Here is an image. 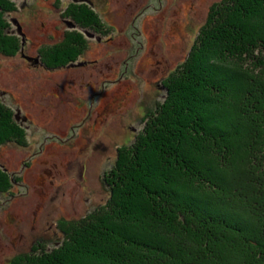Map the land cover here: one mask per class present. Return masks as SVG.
Returning <instances> with one entry per match:
<instances>
[{"label": "trees", "instance_id": "obj_1", "mask_svg": "<svg viewBox=\"0 0 264 264\" xmlns=\"http://www.w3.org/2000/svg\"><path fill=\"white\" fill-rule=\"evenodd\" d=\"M15 12L0 0V55L22 48L8 19ZM64 17L79 30L40 49L48 69L86 54L80 29L107 27L83 2ZM163 86L164 99L104 175L107 202L60 221L59 245L39 242L11 264H264V0L216 2ZM10 143L26 146V130L0 98V146ZM18 182L0 166V194Z\"/></svg>", "mask_w": 264, "mask_h": 264}, {"label": "rangeland", "instance_id": "obj_2", "mask_svg": "<svg viewBox=\"0 0 264 264\" xmlns=\"http://www.w3.org/2000/svg\"><path fill=\"white\" fill-rule=\"evenodd\" d=\"M12 1L17 12L8 19L22 48L0 55V98L26 130V146H0V166L19 180L0 194V264H11L39 242L49 249L59 245L60 221L80 220L107 202L103 178L118 150L140 134L165 97L164 80L187 59L221 0ZM79 2L94 9L108 31L80 29L90 47L75 64L48 69L28 59L79 30L64 17ZM147 57L152 61L144 68ZM104 101L108 108L99 122ZM18 111L26 121L17 119Z\"/></svg>", "mask_w": 264, "mask_h": 264}, {"label": "bare ground", "instance_id": "obj_3", "mask_svg": "<svg viewBox=\"0 0 264 264\" xmlns=\"http://www.w3.org/2000/svg\"><path fill=\"white\" fill-rule=\"evenodd\" d=\"M171 31L174 32V31H176V29H173L172 28ZM151 61H152V58H149V57L145 58V60H143L142 67H144V68L148 67ZM110 98H113V96H110ZM106 102L107 101H104L103 104H102V106H101V108L99 109V116H98V121L99 122L102 121L103 115L107 112V108L108 107L106 108V106H108V105H106Z\"/></svg>", "mask_w": 264, "mask_h": 264}, {"label": "water", "instance_id": "obj_4", "mask_svg": "<svg viewBox=\"0 0 264 264\" xmlns=\"http://www.w3.org/2000/svg\"><path fill=\"white\" fill-rule=\"evenodd\" d=\"M13 23H14L15 25H17V27H18V29H19L18 31L22 34V33H23V29H22L21 25L19 24L18 20L15 19V20L13 21ZM72 27H75L74 24L72 25ZM87 35H88L89 37H93V36H94L93 34H90L89 32H87ZM24 43H25V39H24ZM28 59H30V60H34L35 63H39V59H38V58H28ZM19 114H20V112L18 111V113L16 114V117H17L18 120L20 119ZM23 121H26V119H23Z\"/></svg>", "mask_w": 264, "mask_h": 264}, {"label": "flooded vegetation", "instance_id": "obj_5", "mask_svg": "<svg viewBox=\"0 0 264 264\" xmlns=\"http://www.w3.org/2000/svg\"><path fill=\"white\" fill-rule=\"evenodd\" d=\"M40 66H41V64H40ZM19 117H20L21 120H22L23 118H26V117H22V116H20V115H19Z\"/></svg>", "mask_w": 264, "mask_h": 264}]
</instances>
